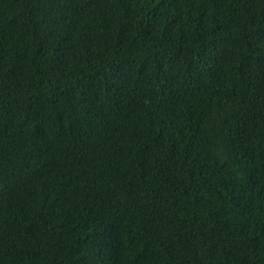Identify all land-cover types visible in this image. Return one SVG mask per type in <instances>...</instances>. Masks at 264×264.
<instances>
[{"label":"trees","instance_id":"16d2710c","mask_svg":"<svg viewBox=\"0 0 264 264\" xmlns=\"http://www.w3.org/2000/svg\"><path fill=\"white\" fill-rule=\"evenodd\" d=\"M0 264H264V0H0Z\"/></svg>","mask_w":264,"mask_h":264}]
</instances>
